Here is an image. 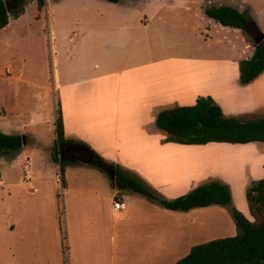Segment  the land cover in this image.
I'll return each mask as SVG.
<instances>
[{"label":"crops","instance_id":"crops-1","mask_svg":"<svg viewBox=\"0 0 264 264\" xmlns=\"http://www.w3.org/2000/svg\"><path fill=\"white\" fill-rule=\"evenodd\" d=\"M54 1L60 2L58 7L64 3ZM110 2L102 5L85 0L75 6L85 13L76 15L80 33L73 41L66 37L68 41L62 46L66 64L62 68L56 53L52 84L46 90L60 103L66 137L86 142L161 200L118 189L113 177L89 166H67L58 176L59 166L50 153L49 163L35 169V181L42 192L37 185L32 190L21 188L13 206H8L7 198L2 203L1 264L174 263L173 258L180 259L198 244L200 227L205 224L200 218L209 216L219 222L225 215L223 208L178 211L161 204L163 199L180 196L183 186L191 191L201 181L228 182L234 178L223 167L209 164L219 160L212 154L219 145L211 144L218 142H165L166 133L156 128L155 118L163 109L192 105L198 96L206 95L227 116L246 120L263 117L264 72L248 84L238 81V63L251 56L253 50L246 52L250 44L240 29L228 26H223L227 28L224 31L219 29L222 34L214 38L210 21L219 23L201 10V5L208 3L205 0ZM231 2L236 9L237 3L250 4L246 0ZM210 3L206 7L215 6L214 0ZM190 4L193 6L187 10ZM173 7L198 15L204 31L195 28L192 33L204 34L207 45L217 44V52L230 55L232 60L211 64L210 59H198L189 48L172 46L161 35L150 36L149 28L167 32L165 21L161 23L165 27L153 23ZM52 10L48 0L41 12L50 16ZM90 52L96 58L87 62ZM213 68L222 80L211 73L206 87H200L199 70L207 73ZM215 85L224 87L215 90ZM16 134L22 136L21 132ZM247 150L256 153L259 148ZM27 159L32 165L30 158L25 162ZM50 163L53 168L47 166ZM252 163L253 159L245 163L248 172ZM32 178L33 171L30 179L22 178V182ZM115 200L119 208L114 207Z\"/></svg>","mask_w":264,"mask_h":264},{"label":"rangeland","instance_id":"rangeland-1","mask_svg":"<svg viewBox=\"0 0 264 264\" xmlns=\"http://www.w3.org/2000/svg\"><path fill=\"white\" fill-rule=\"evenodd\" d=\"M60 1L64 3H61L60 7H58L59 1L49 0L50 6L53 7L52 13L49 16L45 14L44 11L41 12V10H44V6L46 2L48 3V0H45V4L40 10L37 8L35 0H26L23 5L22 13L15 18L10 16L8 24L0 30V130L8 134L21 132L25 137L24 144L26 145L28 142L25 148L17 152L4 154L0 151V208H3L2 203L5 198H7L8 206H13L15 195L21 188L32 190V188L37 185L35 181L36 167L42 168V165L45 166L49 163L48 156L51 153L56 137L55 118L57 99L55 95L50 94L46 88L50 87L52 84L51 80L53 79L56 65V53L59 66L62 68L66 64L65 52H63L62 46H64L68 40L73 41L80 33L76 21V17L78 16L76 15L85 14L82 11L78 12L81 8L78 9L75 7L77 5L80 6L85 0ZM86 1H99L102 5L103 3L111 5V2L108 0ZM174 1L178 2L179 0ZM205 1L208 3L207 5H201V10L203 11L204 6L212 5L210 3L212 0ZM240 1L241 0H239V2ZM246 1L252 6L246 3H237L239 4V11H246L258 25L260 32L264 33V0ZM213 5L233 6L234 4H232L231 0H214ZM191 6L193 5L190 4L186 9H190ZM191 12L192 11H183L182 8L178 7L166 10L160 18L155 19L153 25L165 27L166 24H161L165 21L167 23V32L156 33L154 32L155 30H151L150 28L147 32L152 37H154L155 34L161 35L163 39L172 43V46L176 44L177 47L181 49L189 48L198 59H210L211 64H216L218 61L223 60H232V58H229L231 57L230 55L217 52V44L211 43L207 45L204 42V34L202 37L201 35L192 33L195 28H201L202 31H204L203 27H205V24L202 23L198 15ZM210 23V30L213 32L214 38H216L215 36H220V33L222 34L224 29H227L214 22L210 21ZM216 28L217 31H214ZM219 29L223 31H219ZM255 35L256 34H254V36ZM68 36L71 37L67 40L66 37ZM246 49V52H249L253 50V46L249 45ZM246 52L243 51L244 54H246ZM94 58H96L95 54L90 52L86 60L87 62H91ZM214 71V68L210 69L207 73H205L206 71L199 70L200 83L198 85L200 87L201 85L206 87L208 79L215 73L218 75V73ZM167 75L169 74L167 73ZM219 78L222 80L221 77ZM22 80L24 82H22ZM25 81L33 84H27ZM204 81L205 83H203ZM35 85L40 88H37ZM218 87L222 88L224 86L215 85L214 89L218 90ZM50 91L52 92V88H50ZM3 108L5 109V113ZM260 116H264V111ZM211 144L219 145L214 146L216 147L215 150H217L216 154L212 153L219 157V160L209 164H212L214 168H217L218 165L223 167L224 172L234 178L233 181L228 180V182H224L231 192L232 201L231 204L228 205H213L199 208L207 209L205 210L207 212L213 209L223 208L225 215L221 217L222 219H220L219 222L209 216L200 218L205 224L200 227L198 244L215 238H222L235 234V222L231 212L232 208L237 209L246 218L251 220L245 201V191L251 181L264 177V143ZM251 145L255 148H259V150H257L256 153L253 150L248 151V148L253 147ZM220 150L224 151L221 152ZM26 158L31 159V172L33 171V178L31 181L23 183L22 171ZM249 159H253V167H251L250 172H248V168L245 164ZM47 166L51 168L54 167L52 163ZM63 170H58V176L61 175L59 172ZM51 184L52 183H49V185ZM199 184H202V181L197 183V186ZM184 188L183 186L179 191L181 195L189 192L185 191ZM6 189L7 191H5ZM39 191L42 192V187H40ZM212 221H214V223ZM182 257H180V259ZM173 260L172 262L175 263L179 259L173 258ZM174 263L168 262L167 264Z\"/></svg>","mask_w":264,"mask_h":264},{"label":"trees","instance_id":"trees-1","mask_svg":"<svg viewBox=\"0 0 264 264\" xmlns=\"http://www.w3.org/2000/svg\"><path fill=\"white\" fill-rule=\"evenodd\" d=\"M35 1L39 10L45 4V0ZM25 2L26 0H0V30L8 24L10 16L15 18L22 13ZM204 12L222 26L240 29L245 41L253 46L251 56L241 59L238 63L239 83L245 85L252 82L264 72V39L258 44H255L254 39V34L260 32L258 25L246 11H239L229 5L206 7ZM55 125L56 137L51 158L60 170L73 165L89 166L113 177L118 189H131L150 200H161L141 181L121 173L114 162L105 159L86 142L66 137L59 102ZM155 126L166 133L165 142L264 143V116L250 120L227 116L209 95L198 96L192 105H176L161 110L156 115ZM22 144L21 135L0 130L2 153L17 152ZM245 200L251 220L232 208L234 235L193 245L189 252L174 264H264V177L250 182L245 191ZM231 201L228 186L222 181L211 180L184 195L168 199L166 208L187 211L210 205H228Z\"/></svg>","mask_w":264,"mask_h":264},{"label":"built area","instance_id":"built-area-1","mask_svg":"<svg viewBox=\"0 0 264 264\" xmlns=\"http://www.w3.org/2000/svg\"><path fill=\"white\" fill-rule=\"evenodd\" d=\"M22 173L24 181H28L31 177V163L29 159L24 163ZM113 205L115 208H119V201L115 200Z\"/></svg>","mask_w":264,"mask_h":264},{"label":"water","instance_id":"water-1","mask_svg":"<svg viewBox=\"0 0 264 264\" xmlns=\"http://www.w3.org/2000/svg\"><path fill=\"white\" fill-rule=\"evenodd\" d=\"M254 39H255V44L260 43V42L264 39V33H263V32H258V33H256V35L254 36ZM21 139H22V142H23V144H24V139H25V137H24L23 135L21 136ZM161 204H162L163 206H166V204H167V200L163 199V200L161 201Z\"/></svg>","mask_w":264,"mask_h":264}]
</instances>
